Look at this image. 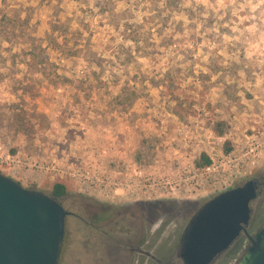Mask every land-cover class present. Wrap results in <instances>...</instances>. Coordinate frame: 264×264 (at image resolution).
<instances>
[{
    "label": "rangeland",
    "instance_id": "374dc122",
    "mask_svg": "<svg viewBox=\"0 0 264 264\" xmlns=\"http://www.w3.org/2000/svg\"><path fill=\"white\" fill-rule=\"evenodd\" d=\"M0 172L65 185L80 215L166 212L171 252L205 202L264 176V0H0ZM68 228V264H93L91 232Z\"/></svg>",
    "mask_w": 264,
    "mask_h": 264
},
{
    "label": "water",
    "instance_id": "95a60500",
    "mask_svg": "<svg viewBox=\"0 0 264 264\" xmlns=\"http://www.w3.org/2000/svg\"><path fill=\"white\" fill-rule=\"evenodd\" d=\"M258 194L253 179L205 202L181 233L183 264H213L236 242L242 248L230 264H264ZM67 214L57 198L0 172V264H59Z\"/></svg>",
    "mask_w": 264,
    "mask_h": 264
},
{
    "label": "flooded vegetation",
    "instance_id": "af4514ba",
    "mask_svg": "<svg viewBox=\"0 0 264 264\" xmlns=\"http://www.w3.org/2000/svg\"><path fill=\"white\" fill-rule=\"evenodd\" d=\"M255 180L258 184L259 194L257 200L252 204L254 214L256 211L254 205L260 202L261 192L264 191V176ZM60 203L68 214L59 264L69 263V261H66V257L70 252L67 247L68 236L71 233L68 228L69 218L78 220L91 232L92 240L94 239L92 249L94 250L95 262L93 264H183L179 258L180 238L176 246L172 247L171 252L165 253L161 256L162 258L155 254L159 242H161L158 222L162 217L165 218L166 212L156 220L155 216L150 217L151 213L148 210L124 208L114 212L112 207L86 204L80 208L83 212V215H80L75 211L66 209L64 199H60ZM258 208L260 209V206ZM252 226L253 221L250 229ZM111 230L124 237H112ZM238 243L236 242L230 250L221 255L213 264H219L221 261H227L228 258L239 256L242 245L239 249V247L237 248ZM76 261L77 264H82V260L79 258Z\"/></svg>",
    "mask_w": 264,
    "mask_h": 264
},
{
    "label": "trees",
    "instance_id": "16d2710c",
    "mask_svg": "<svg viewBox=\"0 0 264 264\" xmlns=\"http://www.w3.org/2000/svg\"><path fill=\"white\" fill-rule=\"evenodd\" d=\"M60 48L61 49H64V46H62V44H60ZM220 129H218V131L216 132L217 135L219 137H224L225 136V131H224V124H220ZM228 146V149H227V153H231L232 151V148L230 146V144L228 143L227 144ZM213 165V160L211 159V157L206 154V153H203L201 155V158L199 160H197L196 162V168L197 169H205V168H208V167H211ZM66 186L63 185V184H56L55 187H54V196L56 198H62L66 195Z\"/></svg>",
    "mask_w": 264,
    "mask_h": 264
},
{
    "label": "built area",
    "instance_id": "2783aa9c",
    "mask_svg": "<svg viewBox=\"0 0 264 264\" xmlns=\"http://www.w3.org/2000/svg\"><path fill=\"white\" fill-rule=\"evenodd\" d=\"M208 170H210V168L208 167Z\"/></svg>",
    "mask_w": 264,
    "mask_h": 264
}]
</instances>
